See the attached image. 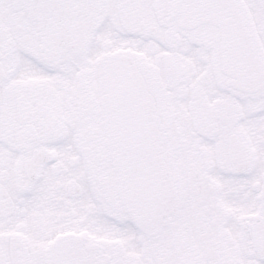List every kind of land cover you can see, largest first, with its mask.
Segmentation results:
<instances>
[{"label":"snow or ice","instance_id":"snow-or-ice-1","mask_svg":"<svg viewBox=\"0 0 264 264\" xmlns=\"http://www.w3.org/2000/svg\"><path fill=\"white\" fill-rule=\"evenodd\" d=\"M0 264H264V0H0Z\"/></svg>","mask_w":264,"mask_h":264}]
</instances>
